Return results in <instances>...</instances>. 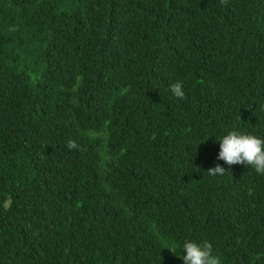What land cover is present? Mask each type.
I'll use <instances>...</instances> for the list:
<instances>
[{
	"label": "trees",
	"instance_id": "1",
	"mask_svg": "<svg viewBox=\"0 0 264 264\" xmlns=\"http://www.w3.org/2000/svg\"><path fill=\"white\" fill-rule=\"evenodd\" d=\"M233 130L264 140V0H0V264H264Z\"/></svg>",
	"mask_w": 264,
	"mask_h": 264
},
{
	"label": "clouds",
	"instance_id": "2",
	"mask_svg": "<svg viewBox=\"0 0 264 264\" xmlns=\"http://www.w3.org/2000/svg\"><path fill=\"white\" fill-rule=\"evenodd\" d=\"M226 0H221V4ZM173 96L184 99L185 93L180 82L169 85ZM220 151L218 160H223L228 166L236 164L251 165L257 174H264V140L253 135H242L233 130L228 132L220 140ZM70 150L77 149L79 146L74 140H69L66 145ZM209 176H223L227 171L217 164L214 168L207 171ZM184 264H220L219 258L213 255V249L209 242L202 244L195 242H185L183 244Z\"/></svg>",
	"mask_w": 264,
	"mask_h": 264
}]
</instances>
